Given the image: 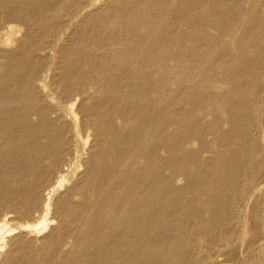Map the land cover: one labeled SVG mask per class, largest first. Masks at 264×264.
Returning <instances> with one entry per match:
<instances>
[{
  "label": "bare ground",
  "instance_id": "1",
  "mask_svg": "<svg viewBox=\"0 0 264 264\" xmlns=\"http://www.w3.org/2000/svg\"><path fill=\"white\" fill-rule=\"evenodd\" d=\"M0 259L264 264V0H0Z\"/></svg>",
  "mask_w": 264,
  "mask_h": 264
},
{
  "label": "rangeland",
  "instance_id": "2",
  "mask_svg": "<svg viewBox=\"0 0 264 264\" xmlns=\"http://www.w3.org/2000/svg\"><path fill=\"white\" fill-rule=\"evenodd\" d=\"M168 172V171H167ZM11 214V213H10ZM13 214V213H12ZM9 215V217L11 216V220H9V222H10V225L12 224V225H17V224H19V223H21L22 222V220L20 219V221H19V219L17 218V216H15V215ZM18 219V220H17ZM19 222V223H18ZM17 231V233L19 234V233H21L22 231H20V230H15V232ZM17 235V234H16ZM41 239V237H43V234H39L38 236H36V239ZM0 261H1V259H0Z\"/></svg>",
  "mask_w": 264,
  "mask_h": 264
}]
</instances>
